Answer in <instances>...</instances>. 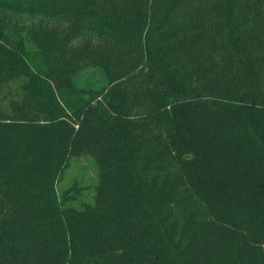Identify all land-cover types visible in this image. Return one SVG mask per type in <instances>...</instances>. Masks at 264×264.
<instances>
[{
    "label": "trees",
    "instance_id": "trees-1",
    "mask_svg": "<svg viewBox=\"0 0 264 264\" xmlns=\"http://www.w3.org/2000/svg\"><path fill=\"white\" fill-rule=\"evenodd\" d=\"M0 264H264V0H0Z\"/></svg>",
    "mask_w": 264,
    "mask_h": 264
},
{
    "label": "rangeland",
    "instance_id": "rangeland-1",
    "mask_svg": "<svg viewBox=\"0 0 264 264\" xmlns=\"http://www.w3.org/2000/svg\"><path fill=\"white\" fill-rule=\"evenodd\" d=\"M74 82L78 86L97 89L106 83V76L100 67H87L75 75ZM95 178L96 166L89 155L83 154L70 160L60 185L67 186L75 179L88 188V185L95 182ZM86 188L82 191H87Z\"/></svg>",
    "mask_w": 264,
    "mask_h": 264
}]
</instances>
